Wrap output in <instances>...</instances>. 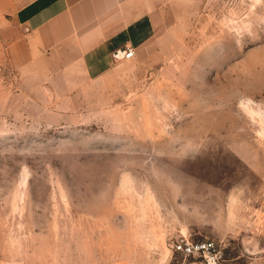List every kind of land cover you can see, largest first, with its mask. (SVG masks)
<instances>
[{"label":"rangeland","instance_id":"1","mask_svg":"<svg viewBox=\"0 0 264 264\" xmlns=\"http://www.w3.org/2000/svg\"><path fill=\"white\" fill-rule=\"evenodd\" d=\"M161 2L118 79L0 65V264H264V0Z\"/></svg>","mask_w":264,"mask_h":264},{"label":"crops","instance_id":"2","mask_svg":"<svg viewBox=\"0 0 264 264\" xmlns=\"http://www.w3.org/2000/svg\"><path fill=\"white\" fill-rule=\"evenodd\" d=\"M166 22L161 0H0V65L22 79H118Z\"/></svg>","mask_w":264,"mask_h":264},{"label":"built area","instance_id":"3","mask_svg":"<svg viewBox=\"0 0 264 264\" xmlns=\"http://www.w3.org/2000/svg\"><path fill=\"white\" fill-rule=\"evenodd\" d=\"M134 53L133 49H127L124 58L131 59ZM173 248L183 258L180 264H190L189 259H195L200 264H224L223 249L214 240H193L182 235L175 241Z\"/></svg>","mask_w":264,"mask_h":264},{"label":"water","instance_id":"4","mask_svg":"<svg viewBox=\"0 0 264 264\" xmlns=\"http://www.w3.org/2000/svg\"><path fill=\"white\" fill-rule=\"evenodd\" d=\"M123 55H124V50L118 51V56L119 57L121 56V58H123ZM165 263H166V259L160 261L159 264H165Z\"/></svg>","mask_w":264,"mask_h":264}]
</instances>
